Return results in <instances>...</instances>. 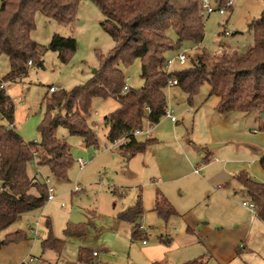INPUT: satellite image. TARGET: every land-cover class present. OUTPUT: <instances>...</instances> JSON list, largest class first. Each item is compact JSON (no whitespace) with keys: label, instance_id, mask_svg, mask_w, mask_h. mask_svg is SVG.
<instances>
[{"label":"rangeland","instance_id":"1","mask_svg":"<svg viewBox=\"0 0 264 264\" xmlns=\"http://www.w3.org/2000/svg\"><path fill=\"white\" fill-rule=\"evenodd\" d=\"M233 1L232 9L224 16L216 12L203 16V39L199 45L194 46L185 42L177 51L165 54L167 60H172L170 72L198 65L199 60L206 70L210 71L212 57L220 54L219 48H224L221 53L236 52L241 55L253 47L254 38L250 25L258 20L264 11V0ZM102 20L101 12L89 0L80 1L73 21L67 26H60L54 20L39 14L35 16L32 41L46 47L55 35L72 37L76 41V51L66 64L60 63L56 53L47 51L42 57V69L30 67L22 81L6 84V94L11 98L15 109L14 129L24 143L39 142L38 127L46 113L45 98L51 96L48 88L55 87L68 92L86 84L100 68L101 57H106L113 49L112 39L100 25ZM224 32L229 35L225 36ZM167 36L173 42L176 40L172 30L167 32ZM178 54L185 55L184 63L180 64L175 59ZM118 68L124 76V84L133 90L142 86L139 78V60H134L129 66H124L120 62ZM9 70L8 58L0 55V80ZM209 92V85L204 83L188 104L184 94L177 87L168 89L166 110L171 112L175 122L166 117L157 125L150 126L145 122L143 130H150V135L157 143H152L145 153L135 156L131 161L125 160L119 154L118 146L107 141L108 129L104 126V118L118 108L117 102L112 98L96 99L91 105V114L87 122L97 136V148L85 147L79 138L69 136L65 129L58 128L56 137L64 140L70 148L72 163L67 171V179L62 181L53 177L49 169L39 167L36 160L28 166L27 174L31 179L35 178L40 184L45 179L49 180L55 199L46 202L39 209L24 213L19 220L0 233V240H3L8 234L22 232L27 238L16 244L28 242L30 246L21 263L7 264H87L78 261L80 250L96 253V257L92 258L89 264H153V262L186 264L199 256L205 254L209 256L203 247L204 238L198 235L204 225L201 219L197 218V213L193 216V221L198 224L193 228V234L187 235V226L182 218L171 217L165 221L151 212L150 206L157 187L152 179L160 177L156 165L162 167L172 158L168 152H161L158 156L153 153L156 152L159 142L164 143L167 138H173L172 131L176 135L179 133L184 136L186 132L184 127L188 129L191 141L198 143L197 141L203 139L206 134L203 128L205 121L199 119L195 124L193 118L198 114H207L216 104V98L209 97ZM233 116H238L237 121L235 118L230 121L235 125L233 129L240 137L236 135L231 137L225 142V147L217 149V153L224 152L226 159L249 163L248 152L251 149H248V145L264 152V131L260 130L263 121H253L256 113L251 115L235 113ZM205 125L207 127V124ZM248 128L255 129V134L251 135V129ZM198 133L201 136H198ZM137 139L143 142L147 138L144 136ZM187 150H193L192 147L189 146L184 155L195 158L193 151ZM79 159L84 163L82 169L77 164ZM257 171L264 176L261 168ZM234 185L239 187L236 182ZM75 188L78 190L75 191ZM30 192L36 195V190L31 189ZM140 195L141 198L145 197L143 218H138L134 225L116 221L117 215L133 206ZM230 198L232 210L238 216V211L245 212V209L240 207L241 202H251L249 197L240 192ZM224 216L225 213L214 208L211 212L212 220L209 218L208 225L213 226L215 222H221ZM246 217L244 215V218ZM47 222L50 229H47ZM140 225L144 229L143 236L131 240L133 226ZM67 226L71 230L73 227L84 229H75L71 235H66L64 232ZM27 227L35 228L36 235L28 233ZM49 231L54 239L63 242L60 253L42 249V241L47 238ZM12 244L0 248V258H3L6 248ZM257 253L261 257L264 256V241L258 246ZM207 256H204L206 264H218L214 258L209 259ZM252 258L253 255L246 257L242 255L232 264H254ZM203 261L205 260L201 262ZM258 261L257 259L256 262Z\"/></svg>","mask_w":264,"mask_h":264},{"label":"trees","instance_id":"2","mask_svg":"<svg viewBox=\"0 0 264 264\" xmlns=\"http://www.w3.org/2000/svg\"><path fill=\"white\" fill-rule=\"evenodd\" d=\"M82 0H2L0 2V55L9 61V72L1 83L22 81L30 67L43 68L42 57L47 51L57 54L66 64L76 51L72 37L55 35L46 47L31 39L37 14L52 19L60 26L69 25L76 8ZM103 16L100 23L114 43L106 57H101L100 68L86 84L71 91L58 90L45 98L46 113L38 127L39 142L26 144L14 127L15 109L5 90H0V233L31 210L39 209L47 202L43 184L32 183L27 168L36 158L39 167H47L51 175L66 181L72 160L70 148L64 140L55 135L58 128L65 129L69 136L77 137L85 147L97 148V136L88 125L92 102L96 99H114L118 108L104 118L108 129L107 141L123 140L118 147L125 160L146 152L154 140L139 141L133 136L143 124L157 125L167 108L166 90L170 81L177 87L189 104L198 89L207 83L210 96L217 99L215 110L219 114L238 112L257 114L264 120V11L251 25L254 45L244 54L225 52L213 56L212 68L207 71L199 60L198 65L188 69L166 73L165 54L177 51L182 43L199 45L203 39L204 21L198 7V0H89ZM225 0H221L223 2ZM172 30L176 36L173 42L167 36ZM140 61L139 78L142 86L121 94L124 76L118 63L129 66ZM49 93V92H48ZM148 110V111H147ZM261 130L264 131V123ZM264 171V156L259 161ZM237 180L245 194L255 206L256 217L264 222V184L254 182L247 174H239ZM36 190V195L31 194ZM159 217L167 221L176 216L168 201L156 193L153 208ZM143 214L141 201L128 210L119 213L117 220L134 225ZM50 229L49 223L46 224ZM84 229L83 227L73 228ZM68 226L65 234L71 235ZM143 233L133 226L131 240ZM26 234L15 232L0 240L2 246L26 240ZM43 250L60 253L63 242L54 239L50 231L42 241ZM92 253L80 250L78 261L89 264ZM198 261V262H195ZM202 259L186 264H204ZM154 264H162L156 262Z\"/></svg>","mask_w":264,"mask_h":264},{"label":"crops","instance_id":"3","mask_svg":"<svg viewBox=\"0 0 264 264\" xmlns=\"http://www.w3.org/2000/svg\"><path fill=\"white\" fill-rule=\"evenodd\" d=\"M209 97L211 96L209 95ZM216 104L207 114H198L197 117L193 118L195 124L198 123L199 119L205 121V124H207V127L203 124L206 134L203 139H196L199 140L197 141L198 143L191 141L186 127H184L186 131L184 136L179 133L176 135L172 131L173 138H167L164 143L159 142V146L153 155L156 154L158 156L161 152H168L172 158L170 162L164 164L162 167H159L158 164L156 165L160 177L152 179V182L157 187L154 191L153 201L151 200L150 203V206H152L151 212H153L156 193L158 192L175 210V218H182L185 221L187 235L193 234V228L198 224L193 221V216L197 213V218H200L204 225L198 235L200 238H204L202 239L203 247L209 255L207 256L204 253V256H207L209 259L214 258L218 264H232L242 255L245 257L253 255L252 262L254 264H264V256L261 257L257 253L258 246L264 241V222L259 220L256 215L252 218L251 212L242 207V205L240 207L245 209V212L240 213L238 211V216L232 210V200L230 198L232 195H237L238 192L245 194L241 184L237 180V177L241 173L247 174L254 182L264 184V176L262 177V174L257 171L261 168L259 161L264 156V152L260 151V149L258 150L257 147L255 149L251 145H248V149H251L248 152V156L250 157L249 163L226 159L227 157L224 152L217 153V149L225 147V142L231 137L235 135L240 136L235 133L233 129L235 125L230 121L232 118H235L236 121L238 120V116H233L238 112L219 114L215 110ZM253 121L259 122L260 120L255 116ZM262 121L264 123V120ZM248 129H251V135L255 134V129ZM158 134L159 132H157ZM198 136H201V134L198 133ZM149 138L154 140V143H157L153 136L149 135ZM189 146L193 150L187 151H193L195 158L192 156L188 158L184 155ZM187 153L189 154L190 152ZM131 159L128 161H131ZM234 182L237 183L238 188L234 185ZM231 193L233 194L230 195ZM245 196L247 195L245 194ZM138 200L141 201L144 211L143 204L145 203V197L141 198L140 195L136 198L135 204ZM244 202H241V204ZM133 206L131 205L129 208ZM214 208L225 213V216L221 219V222H215L213 226H210L208 223L212 220L211 212ZM153 213L156 215L155 212ZM244 215L247 217L244 218ZM141 218H143V214ZM197 218L195 219L196 221L198 220ZM116 221H118L117 217ZM137 228L142 233L144 232L142 225ZM19 245L22 247L18 248ZM29 248L28 242H23L22 244L13 243L6 248L5 254L2 255L3 258H0V264L24 260ZM204 256H199L197 259L205 260L204 264H206L207 261ZM95 257L92 256V258ZM257 259L259 260L258 262H256Z\"/></svg>","mask_w":264,"mask_h":264},{"label":"built area","instance_id":"4","mask_svg":"<svg viewBox=\"0 0 264 264\" xmlns=\"http://www.w3.org/2000/svg\"><path fill=\"white\" fill-rule=\"evenodd\" d=\"M234 1L233 0H225L223 2H221V0H198V7L199 10L202 14V16L204 15H210L214 12L218 13L220 16H224L226 15L233 7ZM225 36H228L229 34L227 32H224ZM223 47L219 48V52L221 53L223 51ZM180 64L184 63L186 61V57L183 54H178V56L175 58ZM172 63V60H167L165 65H164V71L168 74L171 73L169 68L170 65ZM1 83V82H0ZM176 84V81H170L167 85V90L171 87H174ZM6 89V84L1 83L0 84V90H5ZM131 88L129 86H127L126 84H124L122 90H121V94H125L127 93ZM58 89L55 87H49L48 88V92L49 93H54L57 92ZM167 109V108H166ZM148 111V110H147ZM164 117H166L167 119H169L171 122H175V118L173 116H171V112L169 110L165 111V115ZM150 125V124H149ZM151 126V125H150ZM150 135V130H137L133 133V136L138 138V137H146L149 138ZM34 144H37V141L33 142ZM123 143V140H119V141H115L113 143L114 146H120ZM33 160H36V158H34ZM37 161V160H36ZM77 163L80 167V169L83 168L84 163L82 160H77ZM197 172V171H196ZM37 182V180L35 178L32 179V183ZM45 186L46 188V192H47V202H51L55 199L54 196V191L53 189L49 186V180L45 179L43 183H41ZM78 190V188H75V191ZM2 192V189L0 188V193ZM242 207L246 208L247 210H249V212H251L252 214V218L255 217L256 215V211H255V206L253 203H242L241 204ZM28 233H30L31 235H36V229L35 228H31V227H27ZM143 243V242H142ZM144 244V243H143ZM92 256L95 257L96 253H92Z\"/></svg>","mask_w":264,"mask_h":264},{"label":"water","instance_id":"5","mask_svg":"<svg viewBox=\"0 0 264 264\" xmlns=\"http://www.w3.org/2000/svg\"><path fill=\"white\" fill-rule=\"evenodd\" d=\"M264 115L263 114H261V117H263Z\"/></svg>","mask_w":264,"mask_h":264}]
</instances>
